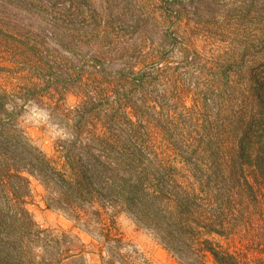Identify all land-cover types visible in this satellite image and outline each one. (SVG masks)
Masks as SVG:
<instances>
[{"label":"trees","instance_id":"trees-1","mask_svg":"<svg viewBox=\"0 0 264 264\" xmlns=\"http://www.w3.org/2000/svg\"><path fill=\"white\" fill-rule=\"evenodd\" d=\"M40 16L36 30L28 17L19 28L0 26L3 54L7 35L20 41L34 31V42L15 48L32 59L36 74L16 84L0 76V264H86L76 237L33 221L27 175L42 185L46 208L96 240L101 264H140L120 215L178 264H264V64L234 98L232 87L224 93L228 110L210 109L214 97L205 91L185 94L190 106L167 111L146 92L135 102L131 88L150 80L135 65L108 76L100 61L91 74L68 67L64 53L96 41L82 16L54 14L52 23ZM48 36L52 49L39 42ZM12 65L0 57V72ZM213 78L211 87L226 85ZM40 86L38 103L54 105L67 136L50 156L16 126L24 92ZM68 94L78 98L73 108L59 105Z\"/></svg>","mask_w":264,"mask_h":264},{"label":"rangeland","instance_id":"rangeland-1","mask_svg":"<svg viewBox=\"0 0 264 264\" xmlns=\"http://www.w3.org/2000/svg\"><path fill=\"white\" fill-rule=\"evenodd\" d=\"M40 13L50 23L54 14L80 15L84 18V30L96 36L98 42L85 41V46L69 50L71 54L64 53L69 68L91 74L98 71L95 65L101 63V74L108 76L123 65H135L140 73L150 72L145 87L131 88L135 102L146 92L158 98L167 111L180 110L182 104L190 106L191 101L183 99L185 94L203 96L205 91L214 97L210 109L216 106L228 110L230 103L221 101L224 93L232 87L234 98L238 95L237 87L246 82L251 71L264 64V0H0V26L17 27L26 24L28 17L29 30H36L44 23ZM35 16L38 18H31ZM67 26L61 30L65 31ZM24 34L26 39L21 40L34 42V31ZM21 40L7 35L3 48L7 53L0 52V57L13 63L2 69L0 76L13 84L36 75L31 70L32 59L15 48ZM39 42L54 48L50 36L39 38ZM215 75L226 80V85L211 87ZM43 87L24 92L28 101L16 118V126L50 156L54 142L67 136L63 119L52 115L49 109L54 105L38 103ZM58 102L63 108H73L78 98L68 94L63 102ZM26 177L30 190L26 207L33 221L42 229L76 237L85 263L101 264L96 240L60 212L46 208L42 185L33 177ZM117 223L136 250L140 264H178L130 218L120 215Z\"/></svg>","mask_w":264,"mask_h":264}]
</instances>
